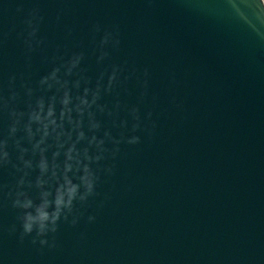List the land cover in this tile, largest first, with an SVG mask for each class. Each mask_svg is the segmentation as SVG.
<instances>
[{
	"label": "water",
	"instance_id": "obj_1",
	"mask_svg": "<svg viewBox=\"0 0 264 264\" xmlns=\"http://www.w3.org/2000/svg\"><path fill=\"white\" fill-rule=\"evenodd\" d=\"M0 264H264V0H0Z\"/></svg>",
	"mask_w": 264,
	"mask_h": 264
},
{
	"label": "clouds",
	"instance_id": "obj_2",
	"mask_svg": "<svg viewBox=\"0 0 264 264\" xmlns=\"http://www.w3.org/2000/svg\"><path fill=\"white\" fill-rule=\"evenodd\" d=\"M28 228V226H26V229Z\"/></svg>",
	"mask_w": 264,
	"mask_h": 264
}]
</instances>
